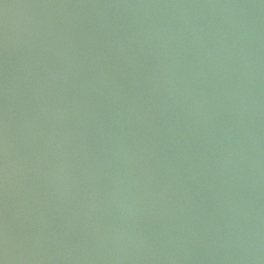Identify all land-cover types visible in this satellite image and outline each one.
<instances>
[{"label": "water", "instance_id": "obj_1", "mask_svg": "<svg viewBox=\"0 0 264 264\" xmlns=\"http://www.w3.org/2000/svg\"><path fill=\"white\" fill-rule=\"evenodd\" d=\"M0 264H264V0H0Z\"/></svg>", "mask_w": 264, "mask_h": 264}]
</instances>
